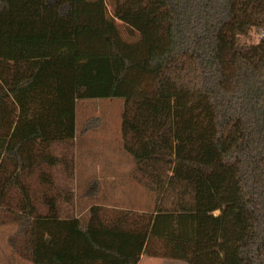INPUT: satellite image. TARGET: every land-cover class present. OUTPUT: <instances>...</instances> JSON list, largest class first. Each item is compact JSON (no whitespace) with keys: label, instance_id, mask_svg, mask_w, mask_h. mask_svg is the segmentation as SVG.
<instances>
[{"label":"trees","instance_id":"trees-1","mask_svg":"<svg viewBox=\"0 0 264 264\" xmlns=\"http://www.w3.org/2000/svg\"><path fill=\"white\" fill-rule=\"evenodd\" d=\"M113 99L146 210L41 203L31 179L62 163L77 104ZM10 224L32 264H264V0H0Z\"/></svg>","mask_w":264,"mask_h":264},{"label":"rangeland","instance_id":"rangeland-1","mask_svg":"<svg viewBox=\"0 0 264 264\" xmlns=\"http://www.w3.org/2000/svg\"><path fill=\"white\" fill-rule=\"evenodd\" d=\"M117 25L127 39H137V34L121 22L118 21ZM252 41L254 40L251 39ZM123 105L124 101L121 99L86 100L77 104V133L84 132L78 133L76 139L67 146L56 145L54 153L62 163L52 169L42 166L31 179L32 190L36 191L41 203L45 200L52 201L54 195L62 193L63 200L71 195L69 204L74 205L76 216L86 213L93 204L111 209L146 210V191L141 183L131 177L134 163L120 149ZM43 177L51 179L52 182L48 181V185L42 184ZM28 183L30 180L26 182ZM42 188L48 189V194L42 192ZM45 207L44 204L41 205L42 213L47 211ZM16 233L15 225L0 226V264H32L14 249L12 240L17 239ZM141 263L186 264L148 257H143Z\"/></svg>","mask_w":264,"mask_h":264},{"label":"crops","instance_id":"crops-1","mask_svg":"<svg viewBox=\"0 0 264 264\" xmlns=\"http://www.w3.org/2000/svg\"><path fill=\"white\" fill-rule=\"evenodd\" d=\"M82 132H84V131H80V132H78V133L80 134V133H82ZM78 133H77V136L79 135ZM85 133H87V129H86ZM71 169H72V168H71ZM43 180H44V181H43ZM43 180L41 181V183H43V184L45 183L46 185H48V184H47L48 181H49V182H52L51 179H46V178H44ZM65 201H66V200H65ZM67 202H70V198L67 199ZM75 202H76V201H75ZM70 203H71V202H70ZM143 257H144V256H142L141 261H142ZM141 261H140V264H142Z\"/></svg>","mask_w":264,"mask_h":264}]
</instances>
